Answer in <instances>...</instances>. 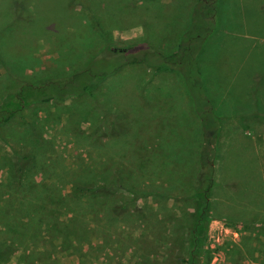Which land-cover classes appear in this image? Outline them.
<instances>
[{
  "label": "rangeland",
  "instance_id": "rangeland-1",
  "mask_svg": "<svg viewBox=\"0 0 264 264\" xmlns=\"http://www.w3.org/2000/svg\"><path fill=\"white\" fill-rule=\"evenodd\" d=\"M5 1L0 0V34L18 36L25 47L17 41L9 47L0 44V99L28 80L80 69L84 53L71 62L55 63L56 41L50 33H77L75 19L80 27L91 24L101 14L96 8L90 11L89 0H75L71 5L61 1L67 12H53V20L46 23L32 13H25V21L12 22L11 7ZM94 1L98 9L110 8L117 15V28L103 33L112 46L145 44L166 53L174 50L196 0ZM241 1L221 0L215 30L199 61L208 97L222 120L208 197L210 222L192 264H221L222 187L235 180L234 168L259 174L264 188V104L244 109L238 99L252 88L250 67L253 71L264 68V43L257 47V41L245 35L243 17L251 15V27L258 29V25L264 33V5L259 9V0H245L244 13L239 14ZM234 17L241 18L238 29L236 19L231 22ZM93 40L95 52L103 37ZM255 52H259L256 64ZM112 121L121 124L125 133L111 139L107 133ZM195 121L177 75L144 65L114 72L91 95L22 107L0 125V216L15 222L18 214L21 220L7 227L9 238H2L4 224L0 225V245L2 241L14 244L11 254L0 255V264H173L174 245L178 237L189 235L193 212L184 190L194 171ZM138 134L140 139L171 135L173 150L159 149L165 166L154 162L152 169H144L133 164L134 156H139L134 146ZM146 141L156 152L154 141ZM12 148L32 156L19 180L11 173ZM174 154L176 161L171 159ZM143 171L147 182L141 186L136 177ZM174 178L178 182L173 183ZM85 182L93 188L105 183V189L73 192L72 187ZM122 202L126 210L115 217L109 209ZM16 206L24 210L16 212ZM247 209L264 216V205ZM250 221L256 229L264 227V220ZM189 261L186 250L181 264Z\"/></svg>",
  "mask_w": 264,
  "mask_h": 264
},
{
  "label": "trees",
  "instance_id": "trees-1",
  "mask_svg": "<svg viewBox=\"0 0 264 264\" xmlns=\"http://www.w3.org/2000/svg\"><path fill=\"white\" fill-rule=\"evenodd\" d=\"M61 1L63 0H6L4 4L11 7L12 22L20 23L25 21L28 19L26 14L32 13L34 16L42 18V22L46 23L53 20L51 16L56 15L53 14V12L58 14L67 12L65 6H61ZM67 1L69 5L76 2L75 0ZM89 1L90 4L92 3L90 11L96 8L95 12L101 14L97 16L96 13L92 12L93 15H96V19H93V21L90 22L91 24L80 27L79 21L75 19L74 26L77 28V33L66 35L65 31L57 30L56 32L61 34L60 37L56 35V32L50 33L56 41L54 47L55 63H57V61L60 63H64L65 61L71 62L78 58L80 53H84L86 59L83 65L80 66V69L73 70L68 74H50L49 76L39 79L34 78L33 80H28L21 84L15 91L2 96L0 99V125L8 122V120L22 107L32 103H46L51 100L65 101L85 94L91 95L101 81L128 65L153 66L157 71H169L176 74L195 116L198 136L194 149V171L187 188L184 190V192H188L186 200L190 202L193 209L188 231L189 235L187 237H178L173 248L172 263L181 264L183 252L187 250L188 256L190 257L188 263L192 264L191 260H193V257L198 253L204 243L206 226L210 222L208 197L212 186V172L217 159L216 140L220 131L219 124L222 120V116L213 108L208 97L199 61L208 40L215 30L218 5L221 0H196L187 17V25L181 26L179 40L174 50L166 53H162L145 44H134L125 47L112 46L107 39V35L103 33L108 29L113 30L117 28V15L113 13L110 8L100 10L98 9L96 1ZM7 35L8 33L6 32L0 34V44L3 47L12 46L15 41H17L20 46L23 45L25 47V43L17 40L18 38L16 37L18 36L13 38L12 35ZM96 36L103 37V44L94 52L93 47L95 41L93 39ZM24 49L25 55L30 54L27 47ZM16 58L17 57H12L14 60ZM96 66L105 67V70H96ZM250 73H252V78L247 75V79H252V88L250 91L246 92L245 98L239 97L238 99L240 100V104H242V108L250 109L252 107L251 109H257L255 86L259 79L256 78L254 71L251 70ZM116 122L117 121L111 122V127L107 133L108 137L111 139L125 133L123 126L121 124L117 125ZM115 126H119L120 129L115 131ZM179 130L178 132L180 133ZM143 132L144 131L141 133ZM170 136L171 135H168L159 139H152V137L140 139V135L138 134L134 140L136 141V143L134 142V146L136 151L139 150V156H134L133 164L137 166L141 164L144 169L147 167L152 169L155 164L154 162H160V164L165 166L166 163L160 158L164 155L160 153L159 149L164 148L166 153L173 150ZM146 140L150 142L154 141L155 146H157L156 152L153 151L151 147L146 146ZM143 148H145L146 151H144ZM180 152L181 155L185 154V150H183L182 146H180ZM171 157L172 160H177V155L174 154ZM31 163L32 156L29 153L20 152L13 148L11 149L10 168L14 178L19 180ZM146 174L147 172L143 171L142 173H138L136 177L141 186H144L145 182H147L145 177H143ZM172 182L178 181L174 178ZM99 189L104 190L105 183H100L97 188L89 186L88 182L72 187L73 192L80 194H86L91 191L94 192ZM86 200H88V197ZM81 205L82 202L76 204V208L73 209L75 213L78 212L77 209H80ZM13 209H16V212H21V210H24V207L16 206ZM125 210L126 202L117 204L115 207L109 209L115 217L120 216V212L122 213ZM17 215L18 214L14 217L15 222L0 216V225L4 224V228H2L4 231L2 238L8 234L6 231L8 226L12 224H21V220L16 218ZM31 223L32 221L27 224L29 225ZM5 237L9 238L8 235ZM13 245L14 244L11 242L6 243L2 241L0 245V255L11 254Z\"/></svg>",
  "mask_w": 264,
  "mask_h": 264
},
{
  "label": "crops",
  "instance_id": "crops-1",
  "mask_svg": "<svg viewBox=\"0 0 264 264\" xmlns=\"http://www.w3.org/2000/svg\"><path fill=\"white\" fill-rule=\"evenodd\" d=\"M246 3L247 1L242 0L237 4L239 14L244 13ZM263 5L264 2L262 4L261 0H259L258 8L260 9ZM238 12L236 13L238 14ZM235 19L238 29V26H241L239 22L241 18L237 19V17H234L231 22L233 23ZM247 21L249 23L245 25ZM250 22H252L251 15L249 18L243 17L242 26H245V35L251 36L257 41V47H261L264 43V33L260 32L258 25V29L252 28ZM259 52H255L256 56L253 59L255 64L258 62L257 53ZM251 70L252 68L250 67L249 72ZM254 73L259 75V81L255 86V96L257 97V105L261 106V103L264 104V68L261 69L259 66V69L254 70ZM257 105L256 108H261ZM234 170L235 176L232 178L235 180L222 187L221 264H264V227L262 225L260 229H256V226L253 227L255 224L253 225L250 221L252 219V222L254 220L262 222L264 216L261 214L255 215L254 211L249 213V209H247L250 206L255 208L256 205H264V193L262 192L264 188L261 186L262 182L259 174L249 172L239 166L235 167ZM233 211H235V214L232 213ZM249 221L250 224H248ZM243 224L246 227H243Z\"/></svg>",
  "mask_w": 264,
  "mask_h": 264
}]
</instances>
